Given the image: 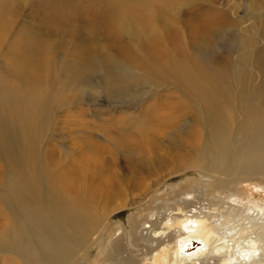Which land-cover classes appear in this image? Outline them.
<instances>
[{
	"label": "rangeland",
	"instance_id": "rangeland-1",
	"mask_svg": "<svg viewBox=\"0 0 264 264\" xmlns=\"http://www.w3.org/2000/svg\"><path fill=\"white\" fill-rule=\"evenodd\" d=\"M263 170L264 0H0V264H129L133 221L248 212Z\"/></svg>",
	"mask_w": 264,
	"mask_h": 264
},
{
	"label": "bare ground",
	"instance_id": "bare-ground-1",
	"mask_svg": "<svg viewBox=\"0 0 264 264\" xmlns=\"http://www.w3.org/2000/svg\"><path fill=\"white\" fill-rule=\"evenodd\" d=\"M249 146L253 144L250 142ZM212 171L216 172V167ZM228 171L244 169L231 158L219 173ZM248 171L253 170L248 168ZM208 174L212 179L214 175L217 179L222 176L212 172ZM243 174L253 175L249 177L263 175L255 179L264 187V170L260 174ZM237 181L234 179L235 183ZM229 194L247 202L251 200V196L245 192ZM178 202L145 221L139 231L137 225L133 226V221V234L138 233V246L143 247L137 255L135 251V254H130L132 251L129 249L127 256H120L122 248L118 242L113 254L109 252L112 257L119 256L118 261L129 264H264V203L251 201L255 205L247 212L245 206L231 203L223 206L220 200H198L191 193L179 198ZM57 255H62L60 250L50 253V259Z\"/></svg>",
	"mask_w": 264,
	"mask_h": 264
}]
</instances>
